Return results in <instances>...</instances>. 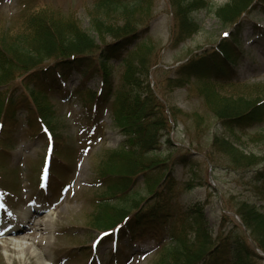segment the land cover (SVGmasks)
Masks as SVG:
<instances>
[{"label": "rangeland", "instance_id": "rangeland-1", "mask_svg": "<svg viewBox=\"0 0 264 264\" xmlns=\"http://www.w3.org/2000/svg\"><path fill=\"white\" fill-rule=\"evenodd\" d=\"M93 1L0 0V37L10 38L13 30L22 25V16L42 8L55 14L62 24L74 22L75 28L96 40L98 34L92 26L93 18H99L97 24L104 25L105 30L116 27L113 22L121 23V14L124 18L137 17L139 25H149V31L141 40L122 49L124 62L109 61L107 72L114 82L119 83L121 73L128 67L126 60L130 61L129 69L144 70L145 67L142 78H146L155 91L172 123L167 133L169 143H162L149 155L168 160L175 155L190 153L184 164L173 165L172 176L177 186L171 209L190 220V209L200 207L213 238L218 232L222 207L235 211V207L247 201L264 211L260 184L253 180L251 171H241L249 162L248 157H264V121L242 129H227L217 120L213 110L219 106L217 99L200 89L204 84L201 79L185 76L178 85L172 80L176 67L202 53L203 49L214 47L223 36L232 32L240 38L243 56L237 62L234 83L214 85L215 91L218 96L246 100L244 97L260 94L261 88L264 91V35L260 32H264V11L256 0L250 2L247 10L242 8L232 17L226 16L229 14L226 9L228 0L197 3L196 0H139L142 1L139 6L131 5L124 13H95ZM179 5H184L182 14L185 13L198 26L194 29L191 26L189 31L193 30L186 32L187 35L185 32L179 35ZM104 20L112 22L105 24ZM65 29L70 32L71 26L67 25ZM78 80L79 75L71 77L68 87L78 85ZM99 80L100 76L94 75L88 80V87L98 90ZM8 92L16 100L24 95L19 77H12L0 86L2 100L6 99ZM50 101L52 109L48 111L53 110L52 125L66 139L58 153L54 152L52 156L49 151L51 137L48 130L38 123L26 126L21 107L18 108L20 122L15 129L7 132V138H3L0 132V264H155L162 257L164 244L158 243L153 235L146 234L128 245L121 242L119 245L122 246L117 249L113 240L114 228L100 232L89 224V213L96 209L95 203L98 202V198H94L100 189L95 180L98 166L110 158L117 173L122 174L126 167L120 153L111 154L120 148L122 141L111 116L108 112L96 120L86 116L81 111L86 101L81 98L65 102L51 97ZM40 104L46 111L45 104L42 101ZM232 147L233 152L230 151ZM107 150L110 152H105ZM209 154L212 162L206 159ZM141 185L136 189L140 193L143 192ZM115 201H108L111 206L106 207L105 213L114 214ZM33 208L42 214L33 217V226L52 215L51 230L44 233L47 237L45 250L43 246L32 245L23 253L13 249V242L18 239L6 238L3 232L20 214ZM30 226L32 224L27 223V227ZM30 231L26 230L19 239H32ZM113 249L117 251V262L110 256ZM258 254L264 264V252L258 249Z\"/></svg>", "mask_w": 264, "mask_h": 264}, {"label": "trees", "instance_id": "trees-1", "mask_svg": "<svg viewBox=\"0 0 264 264\" xmlns=\"http://www.w3.org/2000/svg\"><path fill=\"white\" fill-rule=\"evenodd\" d=\"M200 1L203 0H196L195 3ZM228 1L226 9L229 14L226 16L232 17L242 8L247 10L254 0ZM93 2L95 13H124L131 5L139 6L142 1ZM256 2L264 11V0ZM183 9L184 5H179V35L198 27L185 13L182 14ZM54 15L44 8L33 11L21 17L22 25L13 30L10 38L0 37V86L12 77H19L24 87V95L18 100L11 97V92L3 100L0 95L1 136L7 138L9 131L19 124L18 108L21 107L26 126L38 123L49 131L53 156L66 139L52 125L53 110L48 111L52 109L50 98L59 97L65 101L81 98L86 101L81 110L86 116L96 120L103 112L111 115L113 124L122 136L120 148L111 154L120 153L126 163L122 174L114 170L110 158L97 168L95 180L100 189L94 198H98V202L95 203L96 209L89 213V224L94 229L106 232L114 228L116 235L113 240L117 249L122 246L119 245L121 242L125 241L126 245L146 234L153 235L158 243L164 244L162 257L155 264H262V257L254 249L256 246L264 252V211L258 207L247 201L241 202L235 211L222 207L221 221L214 238L200 207L190 209V220L171 209L177 186L172 176L173 165L184 164L190 153L175 155L168 160L155 154L149 155L162 143H169L167 133L172 125L171 119L155 91L145 81L146 78H142L145 67L144 70L129 69L130 61L126 60L128 67L121 73L119 83H116L109 77L106 66L109 61L123 60L122 49L141 40L149 31V25L141 26L137 17L124 18L121 14V23L113 22L116 27L103 30L104 25L99 26V18L93 16L92 26L98 34L96 40L75 28L74 22L62 24ZM108 22L112 21L104 20L105 24ZM67 25L71 26L70 32L65 29ZM191 26L193 29L189 31ZM239 41L236 34L228 33L214 47L203 49L202 53L193 55L176 67V75L172 79L176 85L186 77L201 79L204 84L200 89L205 93L210 92L217 99L219 106L213 109L217 120L230 130L234 127H251L264 121L263 88L260 94L239 100L218 96L213 87L234 83L236 65L243 53ZM74 75H79L78 85L69 88L67 83ZM94 75L100 76L98 90H92L87 84ZM204 96L207 100L206 94ZM40 101L45 104L46 111ZM170 114L173 118V112L170 111ZM230 149L231 152L235 151L233 147ZM105 156L109 157L107 154ZM211 156L206 155L207 161L212 162ZM248 161L241 171H251L264 197V157H248ZM139 185L143 187L141 193L136 190ZM127 189L131 192L128 193ZM112 199L116 200L113 215L105 213L106 207L111 206L108 201ZM228 211L237 215L239 221ZM116 253V249L110 252L114 262L118 261Z\"/></svg>", "mask_w": 264, "mask_h": 264}, {"label": "bare ground", "instance_id": "bare-ground-1", "mask_svg": "<svg viewBox=\"0 0 264 264\" xmlns=\"http://www.w3.org/2000/svg\"><path fill=\"white\" fill-rule=\"evenodd\" d=\"M45 213V212H44ZM40 217L42 216L41 211H38L36 209H30L29 211H26L23 214H20L18 216V219H14L15 221H13L8 228L3 232V236L6 238H16L18 240L14 241V245H13V249L15 250H22L23 253L28 252V248H30L32 245L37 246V247H44L43 249L45 250V246H47V237L44 233L49 232L50 229V222L52 219V215L51 217L49 216L46 220H41L40 222H36L35 224H37L36 226H33L34 224V218L33 217ZM27 223L28 225L31 223L32 226H30L29 228L27 227ZM33 227V228H31ZM27 231H30L29 234H32V239L29 237H22L19 239L20 235L22 236V234H25ZM38 231V233L34 234V231ZM29 239H31V242L29 241ZM46 254V252H45ZM43 254V256L45 255ZM46 257V256H45ZM44 258H42L43 260Z\"/></svg>", "mask_w": 264, "mask_h": 264}, {"label": "snow or ice", "instance_id": "snow-or-ice-1", "mask_svg": "<svg viewBox=\"0 0 264 264\" xmlns=\"http://www.w3.org/2000/svg\"><path fill=\"white\" fill-rule=\"evenodd\" d=\"M101 235H103V234H101Z\"/></svg>", "mask_w": 264, "mask_h": 264}, {"label": "water", "instance_id": "water-1", "mask_svg": "<svg viewBox=\"0 0 264 264\" xmlns=\"http://www.w3.org/2000/svg\"><path fill=\"white\" fill-rule=\"evenodd\" d=\"M263 255V254H262Z\"/></svg>", "mask_w": 264, "mask_h": 264}]
</instances>
